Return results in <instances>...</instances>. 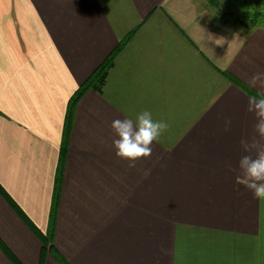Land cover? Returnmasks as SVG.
<instances>
[{"label": "crops", "instance_id": "crops-1", "mask_svg": "<svg viewBox=\"0 0 264 264\" xmlns=\"http://www.w3.org/2000/svg\"><path fill=\"white\" fill-rule=\"evenodd\" d=\"M237 7L0 0V264H264V200L238 183L241 141L260 140L264 24ZM145 110L169 127L129 168L111 123Z\"/></svg>", "mask_w": 264, "mask_h": 264}, {"label": "clouds", "instance_id": "clouds-1", "mask_svg": "<svg viewBox=\"0 0 264 264\" xmlns=\"http://www.w3.org/2000/svg\"><path fill=\"white\" fill-rule=\"evenodd\" d=\"M249 84L264 89V72L254 73ZM247 111L256 119L254 129L260 140L250 144L241 141L248 154L243 155L238 162L241 172L238 183L251 191L255 199L264 200V143L261 142L264 141V93H261V98H248ZM225 125V131L230 130L231 121L227 120ZM168 127L166 122L154 120L148 110L139 113L135 121L129 118L113 120L111 128L116 136L112 141L115 155L127 161L129 168H134L138 161L152 156L154 142L159 141Z\"/></svg>", "mask_w": 264, "mask_h": 264}, {"label": "trees", "instance_id": "trees-1", "mask_svg": "<svg viewBox=\"0 0 264 264\" xmlns=\"http://www.w3.org/2000/svg\"><path fill=\"white\" fill-rule=\"evenodd\" d=\"M236 1V3L241 4L243 6V14L241 15V24H248L251 27L257 26L258 24H264V10L255 11L254 14L251 13V6L252 2L246 1V0H232ZM218 9V13L220 15H223L224 18H226L229 14H231V11H227L223 9L221 6L216 5ZM223 17H220L219 20H225ZM114 58V54L111 55L106 62H104L93 74V76L90 78V80L87 81L86 84L82 86V88L76 93V95L72 98L70 102V110L73 108L74 104L78 101V99L81 97L83 92L93 86L96 85H102L105 80L108 73V70L112 64ZM251 92V91H250ZM57 205H58V194L56 193L53 207L50 213V228L49 231L46 234H41L40 237L42 239L43 243V254L45 253V250L48 248L50 251L55 252L54 247V229H55V221H56V215H57Z\"/></svg>", "mask_w": 264, "mask_h": 264}, {"label": "rangeland", "instance_id": "rangeland-1", "mask_svg": "<svg viewBox=\"0 0 264 264\" xmlns=\"http://www.w3.org/2000/svg\"><path fill=\"white\" fill-rule=\"evenodd\" d=\"M222 4H223V3H222ZM222 4H220V6L223 7V9H225V10H227V11H230L226 4H224V5H222ZM237 5H238V7L236 8V11L241 9L240 4L237 3ZM251 7H252V8H251V13H252V14H254L255 11H259V10H262V11H263V10H264V5H263V4H254V3H252V6H251ZM241 10H243V9H241ZM238 12H239V11H237L236 13H238ZM236 13H235L234 17H232L231 19H234V18L236 17ZM229 16H230V15H229ZM237 16H239V17H236V18H238V19L241 18L240 14H238ZM236 18H235V19H236Z\"/></svg>", "mask_w": 264, "mask_h": 264}]
</instances>
